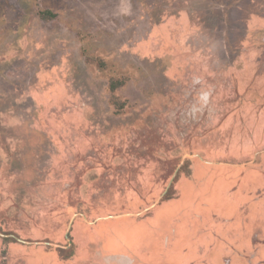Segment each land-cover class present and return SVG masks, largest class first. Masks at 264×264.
<instances>
[{
	"label": "rangeland",
	"instance_id": "374dc122",
	"mask_svg": "<svg viewBox=\"0 0 264 264\" xmlns=\"http://www.w3.org/2000/svg\"><path fill=\"white\" fill-rule=\"evenodd\" d=\"M0 264H264V0H0Z\"/></svg>",
	"mask_w": 264,
	"mask_h": 264
},
{
	"label": "trees",
	"instance_id": "16d2710c",
	"mask_svg": "<svg viewBox=\"0 0 264 264\" xmlns=\"http://www.w3.org/2000/svg\"><path fill=\"white\" fill-rule=\"evenodd\" d=\"M40 16L42 19H45V20H51L55 18V14L48 12V11L40 13ZM124 83H125L124 81L111 80L109 83L110 92H115L118 88L124 86ZM58 251L61 254V256H64V258H67L69 256V255L65 256L64 249H59Z\"/></svg>",
	"mask_w": 264,
	"mask_h": 264
},
{
	"label": "clouds",
	"instance_id": "9594fccd",
	"mask_svg": "<svg viewBox=\"0 0 264 264\" xmlns=\"http://www.w3.org/2000/svg\"><path fill=\"white\" fill-rule=\"evenodd\" d=\"M212 97H211V94L210 93H204V92H201L200 93V96H199V102L202 104V105H207V103L209 101H211Z\"/></svg>",
	"mask_w": 264,
	"mask_h": 264
},
{
	"label": "crops",
	"instance_id": "0c3cea01",
	"mask_svg": "<svg viewBox=\"0 0 264 264\" xmlns=\"http://www.w3.org/2000/svg\"><path fill=\"white\" fill-rule=\"evenodd\" d=\"M165 202H166V201H165ZM164 204H165V203H164ZM164 204H162V205H164ZM162 205L156 206V207L152 210V212L155 213V211L158 209V207H160V206H162ZM99 250H100V249H99ZM99 250H98L96 253H94L93 255H96V254L98 255V253H100V252H101V254L104 253V250H100V251H99ZM88 260H89V259H88ZM83 261H84V260H83Z\"/></svg>",
	"mask_w": 264,
	"mask_h": 264
}]
</instances>
